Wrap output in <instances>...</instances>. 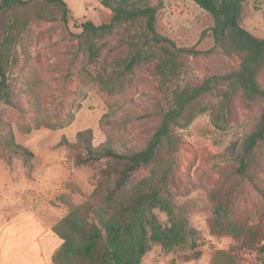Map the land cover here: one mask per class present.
<instances>
[{"label":"rangeland","instance_id":"rangeland-1","mask_svg":"<svg viewBox=\"0 0 264 264\" xmlns=\"http://www.w3.org/2000/svg\"><path fill=\"white\" fill-rule=\"evenodd\" d=\"M64 1L69 9L66 21L35 20L14 46L16 61L8 74L12 103L0 100V231L27 212L52 228L72 206L86 200L100 179L105 160L76 164V157L84 154L75 144L78 131L91 128L94 145L110 140L121 150H138L159 122L155 109L161 93L152 64L135 67L122 80L123 89L109 94L93 79L98 73L107 78L111 63L125 55L126 46L118 44L115 37L108 38L102 55L92 64H87L86 55L77 49L81 23L90 19L99 24L108 19L110 10L100 0ZM150 1L158 6V31L177 46L200 51L213 46L206 31L212 18L195 2ZM241 25L264 37V0L243 1ZM185 63L175 81L178 85L230 72L238 67L239 58L220 51L201 52L189 55ZM258 80L264 89V70ZM190 111L191 121L177 130L181 143L175 156L177 182L172 193L175 211L187 218L198 245L164 252L160 245L152 244L141 263L264 264L259 247L246 249L233 236L211 230L209 200L223 167L231 163V143L248 135L260 114V103L246 105L237 95L226 113L218 98L207 94L196 100ZM8 141L27 147L33 156L26 161L10 152ZM261 148L258 177L264 187V145ZM148 172L141 168L135 176ZM255 211L256 203L242 194L232 214H251L257 222L260 217ZM155 212L161 221L167 220L164 213Z\"/></svg>","mask_w":264,"mask_h":264},{"label":"trees","instance_id":"trees-1","mask_svg":"<svg viewBox=\"0 0 264 264\" xmlns=\"http://www.w3.org/2000/svg\"><path fill=\"white\" fill-rule=\"evenodd\" d=\"M192 1L212 18L206 31L213 46L206 51L177 46L158 31V6L150 0H100L110 10L108 19L99 24L90 19L81 23L77 49L86 55L87 64L102 55L110 37L126 46L125 55L111 63L107 78L104 73L94 77L102 90L109 94L120 91L122 80L135 67L152 64L161 93L155 109L159 122L138 150H121L110 140L94 145L91 128L76 133L75 144L84 151L76 157V164L105 160V166L86 200L72 206L53 225L62 243L52 256V264H142L141 257L152 244L160 245L164 252L198 245L187 218L175 211L172 189L177 182L175 156L181 143L177 130L191 121L194 102L207 94L217 97L226 113L237 95L246 105L260 103V114L248 135L231 143V163L223 167L209 200L213 232L233 236L246 249L259 247L264 252V187L258 177L264 145V89L258 80L264 70V37L241 25L244 0ZM68 12L64 0H0V100L12 103L8 74L16 61L14 46L22 32L35 20L66 21ZM213 51L237 56L238 67L195 83H175L189 55ZM6 145L26 161L33 156L30 149L13 141ZM141 168H147L148 174L136 177ZM242 194L256 203L259 221L251 214L233 216ZM155 210L164 213L167 220L161 221Z\"/></svg>","mask_w":264,"mask_h":264},{"label":"crops","instance_id":"crops-1","mask_svg":"<svg viewBox=\"0 0 264 264\" xmlns=\"http://www.w3.org/2000/svg\"><path fill=\"white\" fill-rule=\"evenodd\" d=\"M62 239L36 214L24 213L0 231V264H52Z\"/></svg>","mask_w":264,"mask_h":264}]
</instances>
